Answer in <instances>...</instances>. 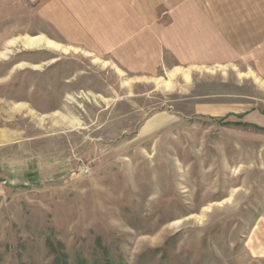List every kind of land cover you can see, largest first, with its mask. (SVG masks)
Wrapping results in <instances>:
<instances>
[{
	"label": "rangeland",
	"instance_id": "rangeland-1",
	"mask_svg": "<svg viewBox=\"0 0 264 264\" xmlns=\"http://www.w3.org/2000/svg\"><path fill=\"white\" fill-rule=\"evenodd\" d=\"M36 1L0 0V264H264V63L123 78Z\"/></svg>",
	"mask_w": 264,
	"mask_h": 264
},
{
	"label": "crops",
	"instance_id": "crops-1",
	"mask_svg": "<svg viewBox=\"0 0 264 264\" xmlns=\"http://www.w3.org/2000/svg\"><path fill=\"white\" fill-rule=\"evenodd\" d=\"M35 8L40 29L65 41L55 44L81 48L123 78L173 66L263 70L264 0H38Z\"/></svg>",
	"mask_w": 264,
	"mask_h": 264
},
{
	"label": "bare ground",
	"instance_id": "bare-ground-1",
	"mask_svg": "<svg viewBox=\"0 0 264 264\" xmlns=\"http://www.w3.org/2000/svg\"><path fill=\"white\" fill-rule=\"evenodd\" d=\"M24 43L25 46L32 47V46L40 45L44 42L43 39H41V37H29L24 41Z\"/></svg>",
	"mask_w": 264,
	"mask_h": 264
},
{
	"label": "trees",
	"instance_id": "trees-1",
	"mask_svg": "<svg viewBox=\"0 0 264 264\" xmlns=\"http://www.w3.org/2000/svg\"><path fill=\"white\" fill-rule=\"evenodd\" d=\"M220 121H221V122H224V123H230V122L226 121L225 118L220 119Z\"/></svg>",
	"mask_w": 264,
	"mask_h": 264
}]
</instances>
